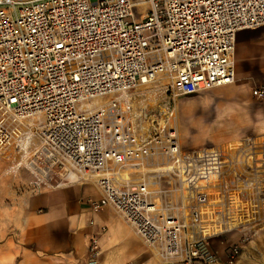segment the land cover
<instances>
[{
    "label": "built area",
    "instance_id": "built-area-1",
    "mask_svg": "<svg viewBox=\"0 0 264 264\" xmlns=\"http://www.w3.org/2000/svg\"><path fill=\"white\" fill-rule=\"evenodd\" d=\"M260 26L264 0H0V152L37 186L94 176L91 208L162 264H218L211 239L238 236L232 264L264 230V133L185 147L174 103L232 83L236 33ZM149 84L154 104L131 92Z\"/></svg>",
    "mask_w": 264,
    "mask_h": 264
},
{
    "label": "crops",
    "instance_id": "crops-1",
    "mask_svg": "<svg viewBox=\"0 0 264 264\" xmlns=\"http://www.w3.org/2000/svg\"><path fill=\"white\" fill-rule=\"evenodd\" d=\"M261 28L264 26L243 30ZM243 30L236 33L235 48L239 38L248 40ZM236 80L235 75L233 82ZM211 91L205 96L207 101ZM136 94L154 104L161 90L154 91L153 96ZM246 111H251L248 129L264 133V110L248 108L239 112ZM215 115L220 114L215 112ZM19 159L12 151L0 157V264H144L140 258L147 246L131 226L111 208H91V202L100 197L94 181L57 188L37 186L31 172L16 165ZM19 168L28 172V180H16ZM11 173L15 174L13 178ZM235 237L211 239V247L219 256L218 264L222 260L226 262V253ZM93 241L97 255L91 257ZM253 241L264 243V230L244 247L242 255L249 256L251 250H258L264 256L259 244H251Z\"/></svg>",
    "mask_w": 264,
    "mask_h": 264
},
{
    "label": "rangeland",
    "instance_id": "rangeland-1",
    "mask_svg": "<svg viewBox=\"0 0 264 264\" xmlns=\"http://www.w3.org/2000/svg\"><path fill=\"white\" fill-rule=\"evenodd\" d=\"M243 32L248 34V40L239 38L232 56L237 79L235 82L218 86L213 88L212 91L211 89L203 90L198 94L176 98L174 103L175 113L178 121L179 139L183 146L192 147L206 142H222L250 133H257L252 129H248L250 128L248 126L251 122V111L244 113L239 111L248 108H251L252 111L254 109L257 111L264 110V100H258L251 96V88L264 83V28H261V30H243ZM158 89L161 88L149 84L137 86L131 92L153 96L154 91L157 93ZM210 91L211 94L208 95L207 101L205 96ZM106 99V96L95 98L81 103L79 107L80 109L92 108ZM207 106H209V110ZM211 112H214V115L209 114ZM215 112H219L220 115H215ZM36 118L38 120L42 119L41 116ZM7 153L9 152H0V157ZM16 172V180H28L29 174L27 171L19 168ZM10 175L11 178L15 176L14 173ZM88 181L95 182V177L78 178V180L68 184ZM162 184L166 185L163 181ZM237 238L238 236L235 237V240ZM254 238L255 236L252 237V240ZM251 244L254 246L259 244L261 252L264 254V243L259 241L256 244V241H253ZM243 250L244 248L232 264H264V256H260L258 250H251L249 256L247 254H245L246 256L242 255ZM140 261L144 264H162L156 253L148 247H145ZM221 264L229 263L222 260Z\"/></svg>",
    "mask_w": 264,
    "mask_h": 264
},
{
    "label": "bare ground",
    "instance_id": "bare-ground-1",
    "mask_svg": "<svg viewBox=\"0 0 264 264\" xmlns=\"http://www.w3.org/2000/svg\"><path fill=\"white\" fill-rule=\"evenodd\" d=\"M234 44H235V41H234ZM234 49H235V46L233 48V53H234ZM76 179L78 180V178L75 175L72 174L71 180L73 181V180H76Z\"/></svg>",
    "mask_w": 264,
    "mask_h": 264
}]
</instances>
